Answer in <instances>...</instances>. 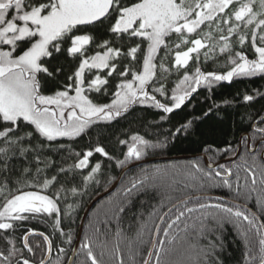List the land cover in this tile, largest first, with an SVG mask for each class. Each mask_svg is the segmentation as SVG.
Returning a JSON list of instances; mask_svg holds the SVG:
<instances>
[{
  "label": "snow or ice",
  "instance_id": "obj_1",
  "mask_svg": "<svg viewBox=\"0 0 264 264\" xmlns=\"http://www.w3.org/2000/svg\"><path fill=\"white\" fill-rule=\"evenodd\" d=\"M61 57L72 62L67 72L57 65ZM221 63L226 71H204L209 64ZM257 76L264 78V0H0V264H65L63 244L71 245L72 234L61 224L75 211L69 197L86 194L88 185L98 182L102 164L91 163L94 154L123 168L167 147L165 141L132 134L118 140L126 148L121 159L99 143L76 151L72 145L79 139L127 119L137 108L158 111L163 122L201 89L211 94L223 82ZM101 97L107 102H100ZM254 99L247 93L242 97L246 104ZM192 123L181 124L170 138L188 133ZM250 127L251 136L241 141L252 163L241 156L244 165H236L246 174L245 203L186 195L159 216L150 231L164 239L152 241L141 264H165V245L182 241L180 233L189 229L207 241L200 248L204 264H223L217 253L223 249L225 225H231L244 243V264H264V163L256 164V149L249 147V139L253 145L258 139L264 161V113ZM52 152L67 153L62 159L73 162L57 164ZM204 152V163L199 158L191 161L181 179L173 174L171 183L164 181L167 169L144 170L138 181L126 186L127 203L149 190L159 192L180 183L194 192L226 188L239 199V171L230 179L233 169L215 162L220 149L207 146ZM237 152L231 145L223 149L228 156ZM253 192L256 212L247 207ZM117 211L123 213L125 207ZM41 214L53 218V231L63 239L54 249L49 236L39 233L46 248L37 262L24 255L27 250L36 256L29 244L34 230L21 237L22 247L12 234ZM114 219L117 236H122L119 217ZM146 227L138 230L132 244H143L139 236ZM252 235L258 238V254L250 246ZM132 244L129 255L135 264L141 253ZM81 248L86 256L82 264H99L89 244Z\"/></svg>",
  "mask_w": 264,
  "mask_h": 264
},
{
  "label": "trees",
  "instance_id": "obj_2",
  "mask_svg": "<svg viewBox=\"0 0 264 264\" xmlns=\"http://www.w3.org/2000/svg\"><path fill=\"white\" fill-rule=\"evenodd\" d=\"M250 54V53H249ZM251 58V55H249ZM57 65H62L66 72L71 67V60L61 57ZM227 69L223 67V63L209 64L204 68V71H219L224 72ZM251 94L256 97L252 102L245 103L242 100L243 95ZM264 78L257 76L254 78H234L231 83L223 82L218 85L211 94L207 90L201 89L197 95L191 99L182 109L176 110L170 116H167L165 121L160 122V113L151 109L137 108L132 111L127 119H122L119 123H114L110 128L93 131L91 137H84L79 139L72 147L79 152L88 149L91 146L99 143L107 152L115 157L123 158L121 153L126 151L118 140L127 139L132 134H140L146 138L167 143V147L161 151L149 154L143 158L153 159L160 158H174L179 156H189L203 154L204 148L212 146L215 149H220V152L215 153V162L223 159L233 157L224 155L223 149L228 145L233 148L239 147L240 137L248 133L251 136L252 131L250 125L258 118V114L264 113ZM229 101L230 103H225ZM100 102H107L106 97H101ZM217 104L220 107L216 108L213 105ZM212 109L207 116L204 115L209 109ZM192 121V127L186 134H180L174 139L170 138V132L180 127L181 124ZM167 138V139H166ZM251 140V139H250ZM257 139L255 141L258 142ZM253 144V142L251 141ZM260 147L256 151V164L264 163L260 159ZM52 159L57 164L63 163L65 166L73 162L72 158L62 159L66 157L67 153L52 152L49 153ZM243 156L248 160V164L252 163L251 153L245 150L242 142V150L233 163H225L227 167L233 169V177L235 180V173L239 171L240 180V198L237 199L226 188L213 189L205 192H194L190 189L183 188V184H175L172 188H162L159 192L149 190L147 195L140 194L132 197V203H127V197L124 194L126 186H129L133 180H139L142 177L143 171L148 170L154 173L155 170H168V174L164 176L166 183H171V176L176 175V179L180 180L182 177V170L195 159H181V160H165L150 162L140 165L128 171L118 187L107 197L100 200L88 213L80 241V245L75 257V264H82L86 259L85 250L81 248L82 244H89L93 253L96 255L99 264H131L129 255V245L132 244L138 237V230L143 228V234L139 236V240L143 244H132L133 248L139 247L140 255L136 257L135 264H141V261L146 257L149 251L154 234L150 231L154 224L159 222V216L167 211V208L179 200L185 198L186 195L196 196H223L234 203L243 205L245 203L243 197L247 192L246 181L244 179V167L237 169L236 165H244ZM197 159V158H196ZM200 159V158H199ZM201 163H204L202 159ZM101 162V173L98 175V182L90 183L87 187L86 194L79 197H69L68 203H74L75 211L71 219L64 218L61 224L65 233L71 232V245L63 244L66 252V259L70 257L74 248L75 240L78 233L81 217L87 205L97 195L106 191L117 179L121 167H114L109 161L99 154H94L91 158V163ZM51 171V170H50ZM257 177L259 178V170H257ZM248 186L251 181L247 182ZM260 188L259 182L257 189ZM256 192L252 193V200L247 204L251 211L256 212L255 198ZM163 201V206L161 202ZM125 207L123 213L117 210L120 206ZM194 206V205H190ZM155 208V215H149ZM115 216L119 217V230L123 233L122 236H117V220ZM260 219L264 221V216ZM54 220L46 214H41L35 219L23 222L21 228L17 229L12 235L15 236L17 246L20 245L21 237L29 230H34L35 233H43L51 239L54 249L56 245H60L62 237L59 232L53 231ZM180 235L184 237L182 241H178L173 245H165L168 249V254L165 256V264H204L200 248L204 246L207 241L198 239L197 233L194 229H189L188 233L181 232ZM156 239H164L162 235L156 236ZM212 239H215L213 236ZM223 243L222 251L218 252L220 260L223 264H244L245 246L242 240L237 236L231 225H225V230L221 233ZM250 246L255 253H259L258 238L255 235L250 237ZM118 247V250H117ZM90 264V261H89Z\"/></svg>",
  "mask_w": 264,
  "mask_h": 264
},
{
  "label": "water",
  "instance_id": "obj_3",
  "mask_svg": "<svg viewBox=\"0 0 264 264\" xmlns=\"http://www.w3.org/2000/svg\"><path fill=\"white\" fill-rule=\"evenodd\" d=\"M242 137V136H241ZM241 137H240V142H241ZM240 153V146L238 149V152L236 153V155L231 159L234 160L238 157ZM196 158H200L202 159L204 162L207 160V157L203 154H198V155H189V156H179V157H174V158H153V159H145V160H140V161H136L132 164H129L127 167H123V169L120 171L117 179L115 180V182L104 192H102L101 194L97 195L95 198H93L90 203L87 205V207L85 208V211L81 217L80 220V224H79V228H78V233H77V237L75 240V244H74V248L72 250V253L69 257V260H74L80 245V241H81V237H82V231H83V227L87 218L88 213L91 211V209L95 206L96 203H98L100 200H102L103 198L107 197L109 194H111L119 185V183L121 182L122 178L124 177V175L130 171L131 169L138 167L140 165L143 164H147L150 162H156V161H165V160H181V159H196ZM219 164V163H218ZM153 240H156V235L154 234ZM152 246V244H151ZM151 248V247H150ZM68 260V261H69ZM68 264V262H67Z\"/></svg>",
  "mask_w": 264,
  "mask_h": 264
},
{
  "label": "flooded vegetation",
  "instance_id": "obj_4",
  "mask_svg": "<svg viewBox=\"0 0 264 264\" xmlns=\"http://www.w3.org/2000/svg\"><path fill=\"white\" fill-rule=\"evenodd\" d=\"M249 55H251V53L249 54ZM251 131H252V128H251ZM242 136H246V137H250L249 136V134L248 133H245V134H243ZM260 141H258V142H256V143H254V145L251 143V140L249 139V147H255V149H256V151L258 150V148L260 147ZM239 146H240V152H241V150H242V141L240 142V139H239ZM238 149H239V147H238ZM249 153H251V152H249ZM240 154V153H239ZM236 155V154H235ZM234 155V156H235ZM233 156V157H234ZM239 156V155H238ZM233 157H230V158H227V159H223V160H221V161H219V162H217V163H219V164H225V163H233L235 160H237V158L236 159H234V160H231ZM264 162V161H263ZM229 201H231V200H229ZM232 202V201H231ZM232 203H234V202H232ZM0 243H2V241H0ZM39 244L40 245V248L39 249H36L35 248V245L36 244ZM17 244V243H16ZM29 244L31 245V246H33L34 247V249H35V251H36V256L35 257H31L30 255H29V253L27 252V250H25L24 251V255L25 256H27V257H29L30 259H35V260H37V262H38V260H39V258H40V256H41V249H44V248H46V244H45V242H44V240H43V237L41 236V235H39V233H36V235H33V236H30L29 237ZM18 247H22V243L20 244V245H18ZM68 260H69V258L67 259V261L65 262V264H67V262H68Z\"/></svg>",
  "mask_w": 264,
  "mask_h": 264
},
{
  "label": "bare ground",
  "instance_id": "obj_5",
  "mask_svg": "<svg viewBox=\"0 0 264 264\" xmlns=\"http://www.w3.org/2000/svg\"><path fill=\"white\" fill-rule=\"evenodd\" d=\"M155 158V157H154ZM157 158H160V157H157ZM168 158V157H167ZM143 160V159H142ZM85 211V210H84ZM84 213V212H83Z\"/></svg>",
  "mask_w": 264,
  "mask_h": 264
}]
</instances>
